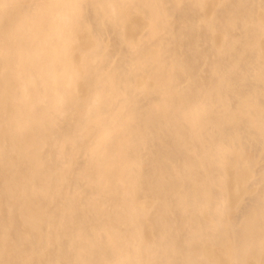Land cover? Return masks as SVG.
Listing matches in <instances>:
<instances>
[{
	"label": "bare ground",
	"instance_id": "obj_1",
	"mask_svg": "<svg viewBox=\"0 0 264 264\" xmlns=\"http://www.w3.org/2000/svg\"><path fill=\"white\" fill-rule=\"evenodd\" d=\"M0 264H264V0H0Z\"/></svg>",
	"mask_w": 264,
	"mask_h": 264
}]
</instances>
